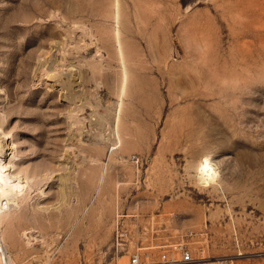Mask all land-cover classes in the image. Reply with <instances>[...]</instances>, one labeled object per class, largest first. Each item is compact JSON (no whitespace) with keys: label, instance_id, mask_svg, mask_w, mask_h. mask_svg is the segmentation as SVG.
Here are the masks:
<instances>
[{"label":"rangeland","instance_id":"rangeland-1","mask_svg":"<svg viewBox=\"0 0 264 264\" xmlns=\"http://www.w3.org/2000/svg\"><path fill=\"white\" fill-rule=\"evenodd\" d=\"M0 146V264H264V0H0Z\"/></svg>","mask_w":264,"mask_h":264},{"label":"built area","instance_id":"built-area-1","mask_svg":"<svg viewBox=\"0 0 264 264\" xmlns=\"http://www.w3.org/2000/svg\"><path fill=\"white\" fill-rule=\"evenodd\" d=\"M116 238L118 249L123 250L127 245L130 232L123 222L116 223ZM201 235L193 229H187L183 235L176 239H172L164 244L159 245L163 252L155 264H191L203 256L205 252L204 246L195 249L191 246L192 242H198V237ZM196 252V255H195ZM127 264H142L140 254L133 253Z\"/></svg>","mask_w":264,"mask_h":264},{"label":"bare ground","instance_id":"bare-ground-1","mask_svg":"<svg viewBox=\"0 0 264 264\" xmlns=\"http://www.w3.org/2000/svg\"><path fill=\"white\" fill-rule=\"evenodd\" d=\"M0 148L2 147L0 146ZM6 166L7 164H5L4 161L2 162L0 159V219L5 218V216L8 215L7 213L2 212L5 203L8 201V196L13 192L17 193L22 191L23 187H25V185H23L24 180L22 178L6 173Z\"/></svg>","mask_w":264,"mask_h":264}]
</instances>
